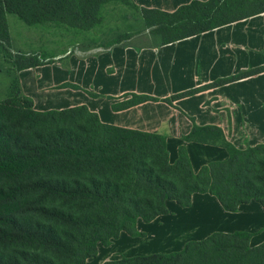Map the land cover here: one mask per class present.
<instances>
[{
  "label": "trees",
  "instance_id": "obj_1",
  "mask_svg": "<svg viewBox=\"0 0 264 264\" xmlns=\"http://www.w3.org/2000/svg\"><path fill=\"white\" fill-rule=\"evenodd\" d=\"M111 3L137 8L130 0H0V41L10 47L7 15L28 26L90 31ZM263 13L264 0L193 1L173 13L141 9L147 29L164 44ZM45 64L41 55L20 53L14 69ZM262 72L264 67L174 98ZM151 100L133 95L116 108ZM186 139L223 146L229 158L196 173L184 147L170 163L161 135L103 124L85 106L39 112L32 99L15 90L0 102V264H86L123 233L146 237L138 230L140 220L149 224L169 215L170 202L189 208L195 194L215 197L226 212L252 201L264 208V144L238 150L216 127L194 126ZM251 238L215 232L178 251L103 264H264V243L252 247Z\"/></svg>",
  "mask_w": 264,
  "mask_h": 264
},
{
  "label": "crops",
  "instance_id": "obj_2",
  "mask_svg": "<svg viewBox=\"0 0 264 264\" xmlns=\"http://www.w3.org/2000/svg\"><path fill=\"white\" fill-rule=\"evenodd\" d=\"M130 1L140 11L144 8L173 13L193 1L208 0ZM7 21L10 42L14 44L9 15ZM101 24L90 31H75L53 24L29 26L47 31L42 33L45 37H52L51 32L60 30V38L67 40L64 45L72 38L76 48L68 44L70 48L54 55L51 62L43 66L12 71L10 75L0 69L1 75L10 77L9 85L0 89V102L14 95L12 83L16 80V93L32 99L36 111L85 106L97 114L103 124L161 135L166 139L170 163L177 161L179 149L184 147L196 173L212 162L227 160L229 153L223 146L187 140L194 126L219 128L225 140L238 150L264 144V72L174 98L264 67V13L170 44H164L158 35L133 39L129 33H120L107 38L111 40L109 44L98 47L107 40L101 33L95 34ZM119 37L121 41L117 42ZM133 95L151 97L154 101L116 108ZM168 207L169 215L149 224L140 220L138 230L148 234L152 226H160V221L186 214L183 215L185 221L178 227L184 226L189 236L171 251L151 250L137 255L178 251L188 241L202 240L215 232L250 233L252 247L264 243V208L255 201L231 213L226 212L215 197L195 194L189 208L174 202ZM170 229L166 230L167 235ZM122 240L143 241L123 233L110 247H101L98 257L89 259L86 264L111 260L108 254L107 258L97 261L102 252L113 251Z\"/></svg>",
  "mask_w": 264,
  "mask_h": 264
},
{
  "label": "rangeland",
  "instance_id": "obj_3",
  "mask_svg": "<svg viewBox=\"0 0 264 264\" xmlns=\"http://www.w3.org/2000/svg\"><path fill=\"white\" fill-rule=\"evenodd\" d=\"M102 18L103 24H101V27L95 34L101 33L106 39H110L112 36L117 37L120 33H129L133 39H146L152 35L151 31L144 24L141 11L134 6L111 3L103 8ZM9 20L11 30L14 33V44L10 42V47L8 48L2 45L4 42L0 41V69L4 74L6 72L10 75L12 71H15V57L20 53L27 55L36 53L41 55L46 63H50V59L54 55L65 52L67 48H70L67 46L68 44L73 45L72 48H76L75 43L72 42L73 39L69 35L67 38H70L72 43L64 45L67 40L60 38L62 35V31L60 30L51 32L52 37H45L42 33H46L47 31L34 30V28H30L24 24L15 15H9ZM108 39L97 46L103 47L109 44L111 40ZM9 83L10 77L0 74V89L5 85H9ZM12 88L14 91L17 90L16 80L12 83ZM183 215L186 214H181L175 219L167 218L162 220L159 222L160 226H152L146 237L142 238V242L122 240L113 251L102 252L97 261H101L102 257L107 258L108 254L111 255L108 257L109 259L115 260L127 255H137L139 252H150L151 250L171 251L180 247L183 239L189 236L188 232L184 230V226L178 227L186 219ZM168 228H171L170 231L172 230L169 235H167L166 231Z\"/></svg>",
  "mask_w": 264,
  "mask_h": 264
}]
</instances>
